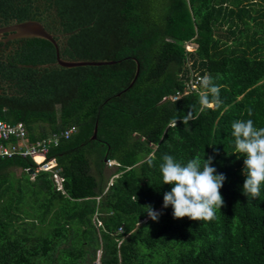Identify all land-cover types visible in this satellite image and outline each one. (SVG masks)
Segmentation results:
<instances>
[{
	"label": "trees",
	"instance_id": "obj_1",
	"mask_svg": "<svg viewBox=\"0 0 264 264\" xmlns=\"http://www.w3.org/2000/svg\"><path fill=\"white\" fill-rule=\"evenodd\" d=\"M257 1L0 0V25L34 19L55 34L78 29L55 38L61 57L120 60L44 71L37 84L53 89L43 96L0 95V119L22 122L27 141L76 126L45 154L61 189L50 173L34 172L29 157L0 156V264H92L98 250V264H264V184L258 198L244 194V157L231 127L248 119L264 127V6ZM5 57L0 83H16L25 75L18 63L54 62L55 54L44 39L21 38ZM132 58L139 70L126 88ZM189 69L222 86L219 109L200 111L196 92L162 99L183 88ZM165 154L183 163L214 157L211 166L226 177L216 219H175L163 207L173 187L159 170ZM104 158L114 162L107 177ZM147 205L162 213L158 221Z\"/></svg>",
	"mask_w": 264,
	"mask_h": 264
},
{
	"label": "clouds",
	"instance_id": "obj_2",
	"mask_svg": "<svg viewBox=\"0 0 264 264\" xmlns=\"http://www.w3.org/2000/svg\"><path fill=\"white\" fill-rule=\"evenodd\" d=\"M219 78V77H217ZM221 85L213 77L204 75L199 79L200 111L207 108L219 109ZM251 115V111L249 110ZM194 119L193 110L180 118L184 125ZM178 118L169 122L170 127L177 126ZM232 136L235 149L244 157V174L246 179L243 192L253 199L261 193L264 184V127L257 128L251 119L236 120L232 123ZM159 170L163 184L173 185L171 191L164 193L163 207L173 209L175 219L185 217L193 221H211L216 219V211L224 206L221 188L225 183V175L217 174L212 167L214 157L203 159L199 156L189 159L186 163L176 160L172 155L165 154L161 158ZM152 164V161H149ZM147 215L152 221H158L162 215L151 205L145 206Z\"/></svg>",
	"mask_w": 264,
	"mask_h": 264
},
{
	"label": "water",
	"instance_id": "obj_3",
	"mask_svg": "<svg viewBox=\"0 0 264 264\" xmlns=\"http://www.w3.org/2000/svg\"><path fill=\"white\" fill-rule=\"evenodd\" d=\"M64 33H51L46 30L43 25L34 19H27L22 21H13L5 25H0V60L6 62L5 54L9 51H14L21 38H40L48 41L54 48L55 59L54 62H47L41 64H21L18 66L25 67V75L21 81L16 83H0V95L11 96H26V97H39L43 96L53 89L51 85L39 86L37 84V77L44 71L57 69V68H74L81 66H102L112 65L120 60H94V59H69L61 57L58 50L57 39L66 38L73 32ZM135 62V70L132 79L128 83L126 88H129L135 80L139 64L135 58H132ZM125 88V89H126ZM123 89L122 91H124ZM119 95V93H116ZM96 136V122L93 125L90 139H94ZM106 161V159H103ZM27 173H32V169H27Z\"/></svg>",
	"mask_w": 264,
	"mask_h": 264
},
{
	"label": "built area",
	"instance_id": "obj_4",
	"mask_svg": "<svg viewBox=\"0 0 264 264\" xmlns=\"http://www.w3.org/2000/svg\"><path fill=\"white\" fill-rule=\"evenodd\" d=\"M186 42L184 48L186 51L192 50V45ZM188 66V62H187ZM201 76L196 74L192 69H189V75L184 82L181 90H176L173 94L164 96L162 99L176 100L182 94L188 92H196L199 94V79ZM76 132L75 125H69L59 132H51L43 137L36 138L32 141L26 140V131L22 122H6L0 119V156L10 157L19 155L22 157H29L35 164L34 172L46 171L50 173L52 181L57 189H61L62 178L59 175V169L53 159H46L45 154L51 145L57 144L60 139H67ZM14 139V142H11ZM4 141L5 143H2ZM40 155L39 160H35V156ZM107 165H113L114 162L106 160ZM98 198V197H96ZM99 223L97 222L96 225ZM117 232H121V227L117 228Z\"/></svg>",
	"mask_w": 264,
	"mask_h": 264
},
{
	"label": "rangeland",
	"instance_id": "obj_5",
	"mask_svg": "<svg viewBox=\"0 0 264 264\" xmlns=\"http://www.w3.org/2000/svg\"><path fill=\"white\" fill-rule=\"evenodd\" d=\"M257 2H260L261 4H263L264 6V1L260 0V1H257ZM191 46V45H190ZM92 158H90V162H91V171L94 172V164L92 162ZM9 170L13 171L14 175H17L19 174L20 170L18 168H14V167H10L8 168ZM113 171V166L112 165H104L103 167V173H104V176L107 177L110 173H112ZM98 255H99V250L96 252V259L95 261L92 262V264H98Z\"/></svg>",
	"mask_w": 264,
	"mask_h": 264
},
{
	"label": "bare ground",
	"instance_id": "obj_6",
	"mask_svg": "<svg viewBox=\"0 0 264 264\" xmlns=\"http://www.w3.org/2000/svg\"><path fill=\"white\" fill-rule=\"evenodd\" d=\"M34 158H35V160H39L41 158V156L40 155H36Z\"/></svg>",
	"mask_w": 264,
	"mask_h": 264
}]
</instances>
